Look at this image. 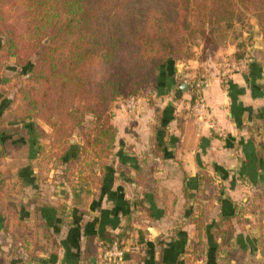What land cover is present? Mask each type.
Wrapping results in <instances>:
<instances>
[{
  "label": "crops",
  "instance_id": "obj_1",
  "mask_svg": "<svg viewBox=\"0 0 264 264\" xmlns=\"http://www.w3.org/2000/svg\"><path fill=\"white\" fill-rule=\"evenodd\" d=\"M215 37L216 48L203 40L195 57L165 67L136 112L120 107L118 161L101 166L95 181L77 184L67 165L59 185L42 175L38 159L48 141L23 118H10L8 86L0 84V264H107L103 251L116 238L126 248L123 264H264L250 256L257 247L249 226L224 245L217 238L223 215L235 213L242 195L250 202L249 187L264 180V39L246 44L249 73L222 80L221 61L237 57L240 39L228 31ZM200 70L210 77L204 95L224 138L206 122L196 125L190 91L179 96ZM13 152L26 157L16 163ZM208 186L221 190L203 195ZM15 227L32 240L20 256L10 252Z\"/></svg>",
  "mask_w": 264,
  "mask_h": 264
},
{
  "label": "trees",
  "instance_id": "obj_2",
  "mask_svg": "<svg viewBox=\"0 0 264 264\" xmlns=\"http://www.w3.org/2000/svg\"><path fill=\"white\" fill-rule=\"evenodd\" d=\"M16 1L24 9L26 29L30 34L29 46L33 42L29 52L38 48L45 38L49 42L40 58L30 62L22 59L17 51L20 44L13 37L15 28L8 29V35L0 31V36L6 37V43L0 48V61L14 58L17 65L27 69L32 80H58L62 93L72 98H82L87 83H91L87 79L88 73L100 66L97 70L100 75L97 85L100 87L95 96L98 108L89 104L86 108L100 122L104 105L120 97L136 95L149 83H157L163 69L171 65L176 56L183 54L187 40L194 32L192 14L197 0ZM207 1L203 0L204 7ZM1 11L0 3V14ZM0 84L9 88L10 77L0 76ZM69 109V114L77 113L73 112L75 107H67ZM98 128L100 141L104 143L108 138L110 143H115L116 130L112 122L101 120ZM35 131L42 137L41 128ZM86 136L85 133L84 142L68 144L70 147L59 156V160L67 159V177L70 176L68 169L75 168L93 145ZM108 164L102 163V167ZM82 172L72 174L77 184L85 178L90 180L86 175L82 178ZM97 175L96 178L100 179ZM223 216V221L232 217L231 214ZM222 224L217 232L220 246L232 235V231Z\"/></svg>",
  "mask_w": 264,
  "mask_h": 264
},
{
  "label": "rangeland",
  "instance_id": "obj_3",
  "mask_svg": "<svg viewBox=\"0 0 264 264\" xmlns=\"http://www.w3.org/2000/svg\"><path fill=\"white\" fill-rule=\"evenodd\" d=\"M0 3L2 8L0 31L8 35L10 33L8 29L15 28L16 33L13 37L16 38L17 44H20V50L18 49L17 51L21 58L30 62L38 60L49 39L45 38L38 48L29 52L33 47V42L29 46L28 37L30 34L27 33V21L24 16L23 6L16 0H0ZM203 4V0H197L195 3L192 14L194 32L188 38L183 54L175 57L176 62L178 60L186 61L189 57H195V53L197 52L195 45L199 46L203 40H205L203 45L205 48L211 44L216 48L214 45V42H216L215 36L216 34H222L223 31H228L234 39H240L237 41L238 48L235 53L237 57H242L248 53L246 45L248 42L251 44L253 40L252 42L255 43L257 37L261 35L263 36L262 39H264V0H208L207 6L204 7ZM4 36H0V46L6 43V37ZM4 60L3 62L0 61L3 65V73L10 77L8 94L6 96L9 100L10 118H17V120L23 118L25 123H28L27 130L28 128L31 130L41 128L44 132H42V137L48 141L42 147L43 152L38 159L41 162L42 175L44 177L49 176L52 179V184L56 185L65 182L64 168L67 165V159L59 160V156L64 153L71 142H84L85 133L87 134L86 139L90 138L93 145L81 157L75 168L68 169V175L72 176L74 172L83 171L82 178L88 176L90 180L95 181L97 179L96 176H98V168L100 169L102 163H109L111 165L117 163L116 139L115 143H110V139L108 138L104 143L100 141L101 139L98 138V134L100 133L98 125L101 123V120L106 119L108 123L112 122L114 126L113 120L116 118L118 110L122 105L128 114L136 112L140 105V99L146 94H152L153 91L150 87L154 83L145 85L136 95H129L125 98L120 97L104 105L103 116L99 122L94 119L95 117L86 108L87 104L98 108L95 96L100 87V84L97 85V82L100 80L97 70L100 69V66L94 67L92 72L88 73L87 79L91 83L89 85L87 83L82 98L79 96L72 98L62 93L58 80L53 79L50 82L32 80L29 77L27 69L21 65H17L14 58ZM201 73L203 71L200 70L190 81L199 78ZM131 97H134L138 101L137 108L133 111L127 108L128 100ZM67 107H75L76 111L73 112L77 113L69 114L70 109L67 110ZM260 148L262 149V158H264V145L261 144ZM10 157H12L11 160L14 162L21 163L24 157H26V152L25 154L13 152L10 154ZM52 168L54 170H51ZM55 181L58 183H55ZM260 183L261 185L258 188L249 187V191L246 192L248 193L246 198L250 202L243 204V195L239 197L233 206L235 213L222 224V226L232 231L231 236H235L238 227L242 230L241 233H244V231L248 232L244 227L249 226V233L253 238L252 242L257 247L255 250H252L256 251V254L251 253L250 256H253L252 258L256 260L259 259V261L263 260L262 257H264V180L263 182L260 181ZM53 190L55 191V189ZM220 190L216 193L214 188H209L208 186L203 189L202 194H211L210 196L212 197L216 193L217 196ZM250 195L253 196L250 197ZM211 203H203L206 212H210L213 207ZM18 233V227H15L10 237V242L13 243V250L10 252H15V254L17 252L20 256L24 252L23 249L28 247L26 243H31L32 240L30 236L27 238L18 236Z\"/></svg>",
  "mask_w": 264,
  "mask_h": 264
},
{
  "label": "built area",
  "instance_id": "obj_4",
  "mask_svg": "<svg viewBox=\"0 0 264 264\" xmlns=\"http://www.w3.org/2000/svg\"><path fill=\"white\" fill-rule=\"evenodd\" d=\"M250 56L244 55L242 57L227 56L221 61L218 76L222 80L232 77L236 73L246 74L250 71ZM210 77L201 75L199 78L190 81L189 91L191 94V106L194 113L195 122L198 126H203L206 122L208 128L219 137H226V132L221 128L218 120L211 113L207 104L204 90L210 83ZM138 101L131 97L128 100L127 108L133 111L137 108ZM126 248L119 238L114 239L103 251V259L107 264H123Z\"/></svg>",
  "mask_w": 264,
  "mask_h": 264
},
{
  "label": "water",
  "instance_id": "obj_5",
  "mask_svg": "<svg viewBox=\"0 0 264 264\" xmlns=\"http://www.w3.org/2000/svg\"><path fill=\"white\" fill-rule=\"evenodd\" d=\"M189 87H190L189 82H185V83H183V84L181 85V87H180V90H179V91H180V92H179V96H181L183 92H189Z\"/></svg>",
  "mask_w": 264,
  "mask_h": 264
}]
</instances>
